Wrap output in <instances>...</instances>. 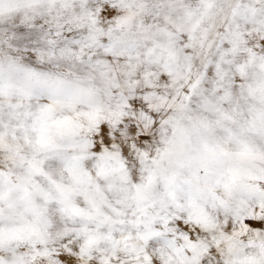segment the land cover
Here are the masks:
<instances>
[{
  "label": "snow or ice",
  "instance_id": "obj_1",
  "mask_svg": "<svg viewBox=\"0 0 264 264\" xmlns=\"http://www.w3.org/2000/svg\"><path fill=\"white\" fill-rule=\"evenodd\" d=\"M0 264H264V0H0Z\"/></svg>",
  "mask_w": 264,
  "mask_h": 264
}]
</instances>
